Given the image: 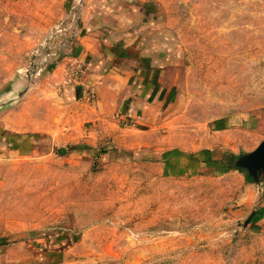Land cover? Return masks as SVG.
Segmentation results:
<instances>
[{
    "label": "rangeland",
    "instance_id": "obj_1",
    "mask_svg": "<svg viewBox=\"0 0 264 264\" xmlns=\"http://www.w3.org/2000/svg\"><path fill=\"white\" fill-rule=\"evenodd\" d=\"M0 264H264V0H0Z\"/></svg>",
    "mask_w": 264,
    "mask_h": 264
},
{
    "label": "crops",
    "instance_id": "obj_2",
    "mask_svg": "<svg viewBox=\"0 0 264 264\" xmlns=\"http://www.w3.org/2000/svg\"><path fill=\"white\" fill-rule=\"evenodd\" d=\"M125 74L119 73L117 70H109L103 74H95L91 72L85 81H81V84L84 82L86 85L96 87V101L92 103L88 102L85 99V95L82 92H86L89 86H85L84 90L81 86L75 84L72 85L68 91L71 96V106H96L97 112L95 119L103 118L105 112L109 113L108 109L117 110L123 109V117L128 120H133L136 123H139L141 117L138 115L140 108L146 109L150 108L151 105L148 101L150 93L147 91L140 90L141 87H138L137 81L135 82L136 75L135 71L128 72L125 71ZM133 82L136 84V87L133 88ZM148 95V97H147ZM67 97V96H66ZM65 99V97H62ZM67 99H65V102ZM107 106H115L113 109L107 108ZM155 108V106H154Z\"/></svg>",
    "mask_w": 264,
    "mask_h": 264
},
{
    "label": "water",
    "instance_id": "obj_3",
    "mask_svg": "<svg viewBox=\"0 0 264 264\" xmlns=\"http://www.w3.org/2000/svg\"><path fill=\"white\" fill-rule=\"evenodd\" d=\"M251 158L248 159V162L250 163L251 162ZM252 218V215L248 218L247 222Z\"/></svg>",
    "mask_w": 264,
    "mask_h": 264
},
{
    "label": "built area",
    "instance_id": "obj_4",
    "mask_svg": "<svg viewBox=\"0 0 264 264\" xmlns=\"http://www.w3.org/2000/svg\"><path fill=\"white\" fill-rule=\"evenodd\" d=\"M82 72V70H79L77 73Z\"/></svg>",
    "mask_w": 264,
    "mask_h": 264
}]
</instances>
